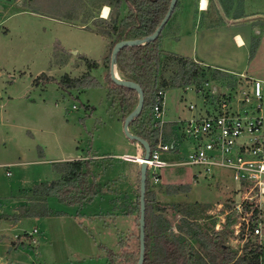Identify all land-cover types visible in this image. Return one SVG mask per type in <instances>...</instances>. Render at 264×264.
Wrapping results in <instances>:
<instances>
[{
	"label": "rangeland",
	"instance_id": "1",
	"mask_svg": "<svg viewBox=\"0 0 264 264\" xmlns=\"http://www.w3.org/2000/svg\"><path fill=\"white\" fill-rule=\"evenodd\" d=\"M101 1L103 0H78L80 3L76 0H0V200L3 204V195L18 194L19 191L26 194L29 187L25 183L29 180L57 177L51 172L56 169L55 164L62 157V150H67L70 154L78 150L94 155L103 154L93 161L112 160L110 166L113 162L122 161L117 155L124 152L135 153L134 146H130V139L124 132L121 97L116 91V84L108 78L113 36L102 37L93 30L106 29L102 21L93 20L94 17H102L105 5ZM180 3L178 2L177 9L162 31L161 45L163 38L166 40V47L173 48L175 38L170 39L169 35L179 31L176 20L180 16ZM35 4L42 6L38 9L43 13L32 11ZM106 6L109 7L111 19L119 11L121 15L126 12L124 7L119 9L116 5ZM257 7H261L258 0H242L235 10L239 14H249ZM73 12L79 14L77 19H68ZM86 22L89 27H86ZM262 28L261 26L260 29ZM190 44L191 37L186 36L175 47L184 50ZM165 53L161 75L168 82H173L174 77L181 72L180 67L168 57L169 52ZM86 54L92 61L103 59L102 68H89L85 61ZM199 66L206 76L202 77L201 71L200 76L191 83L181 87L171 84L162 88L167 90L168 120L169 116L190 118L193 113L188 105L191 102L198 107H204L205 103L213 107L211 98L204 102L194 92L204 82L213 81L212 84L223 87L235 86L240 82L234 75L215 71L201 64ZM251 66H258L257 61H252ZM42 73L52 79L46 81L44 77L37 84L33 83ZM87 73L99 85L77 88L66 86L65 81L61 82L65 75L79 78ZM262 104L264 115V99ZM149 114L158 137L161 132L155 125L158 123H154L151 110ZM175 124L163 127V139L170 142L175 138L182 142L184 147L176 159H186L187 141L182 140L184 136ZM158 126L162 127L160 124ZM4 138L7 143L3 145L1 140ZM134 142L143 149L141 144ZM128 157L130 156H125L123 162L132 160L129 162L136 164L137 168L131 182L123 181L124 191L119 197L120 207L125 215V221L120 227L122 231L116 235L102 234V238H98V233L94 238L95 243L103 240L108 247L98 246L94 241L90 243L88 240L82 246L80 238L70 240L69 243L59 232L52 237L55 232L53 225L47 228L46 222L34 221L38 229L35 237L39 239V246L30 252V257L27 254L21 256L23 264H40L38 261L42 264H108L110 254L107 249L114 252L116 264L133 263V255L139 252L140 206L137 199L140 195V166ZM43 158L46 159L40 160ZM8 163L11 164L4 165ZM125 166L127 168L129 164ZM200 169L192 165L163 167L162 181L158 183L152 182L150 172H147L150 210L153 214L165 215L174 230L183 216L194 220L209 232L229 228L232 233L226 239L227 244L241 253L242 240L234 232L235 225L241 220L236 212V184L231 171L217 167L214 178L209 179L203 174L195 177L194 174L199 173ZM8 171L11 175H7ZM111 171L112 168L109 167V174ZM118 179H121V175ZM173 180L178 182L172 183ZM51 199L57 200L55 197ZM262 204L264 206V199ZM57 207L70 208L60 201ZM43 236L45 238H41ZM193 244L195 252L200 250L197 243ZM39 252L46 254L47 260H40Z\"/></svg>",
	"mask_w": 264,
	"mask_h": 264
},
{
	"label": "crops",
	"instance_id": "2",
	"mask_svg": "<svg viewBox=\"0 0 264 264\" xmlns=\"http://www.w3.org/2000/svg\"><path fill=\"white\" fill-rule=\"evenodd\" d=\"M243 1L248 2L249 0ZM179 2H181L180 16L176 20L179 31L177 30V32L169 35L170 39L175 38V41L172 40L173 48L166 47V40L162 38L163 51L187 57L201 65L234 75L238 77L240 82H245L250 77L264 80V0H258L261 7L255 8L249 14L236 12L235 9L242 0H179ZM185 13L188 15L185 16ZM261 26L263 27L262 30L260 29ZM98 35L103 37L101 34ZM186 36L191 37V44L184 47V50L176 48L175 44L181 42ZM254 39H257L258 43L254 55L251 56ZM86 57L91 58L87 54ZM254 60L257 61L258 66L252 67L251 62ZM96 62L99 64L98 67L102 68L103 59L96 60ZM167 101L166 99L164 126L168 124L172 126L173 123H176V128H180L178 121L184 118L169 116L170 120H168ZM6 140V138L1 140L3 145L7 143ZM128 141L130 146H134L135 153L124 152L117 155V158L122 159V161L113 162L114 164L111 166L109 164L112 160L107 162L93 161L94 158H101L103 154L94 155L83 150H78L73 154H70L67 150L61 151L63 155L58 159L59 162L90 160L92 172L90 178L96 179L102 188L100 194L82 206H70V210L68 208H58V199L52 200L51 197L40 198L34 196L35 186L61 177L60 172L56 169L51 172L56 174L57 177L55 178L47 180L33 179L28 182H26V179L25 184L29 188L24 195L20 191L14 195H3L4 204L1 203L0 206V264H4V260L8 261L9 264H23L24 260L21 256L27 254L30 257V252L38 248L39 239L37 246H33L30 237L24 235V233L32 231L33 228H37L34 221L46 222L47 228L53 225L55 232L52 237L59 232L69 243L70 240L74 241L80 238L82 246L85 245V240L92 243L98 233V238H102L100 237L102 234L103 236L113 233L116 235L119 231H122L120 227H122V222L125 221V215L122 207H120L119 197L124 191L123 181L131 182L137 168L136 164L129 162L132 160L127 161L129 163L123 162V160L125 156L134 157L142 150L134 141ZM163 157L164 160L172 162L177 161L176 158H179V154L168 152ZM10 164L4 165L8 166ZM126 164H129L127 168ZM137 165L140 166L141 164L137 163ZM109 167L113 171L110 174L108 172ZM120 175L121 179H118ZM162 176L161 173V181ZM194 176L197 177L196 174ZM175 182L178 181L173 180L172 183ZM21 187H24V185ZM65 219L71 220L68 222ZM17 236H19L18 239ZM95 244L108 247L103 240L100 243L96 241ZM42 247L44 248L43 245ZM40 255V260L43 262L47 260L46 254L40 253ZM38 262L42 264L41 261Z\"/></svg>",
	"mask_w": 264,
	"mask_h": 264
},
{
	"label": "trees",
	"instance_id": "3",
	"mask_svg": "<svg viewBox=\"0 0 264 264\" xmlns=\"http://www.w3.org/2000/svg\"><path fill=\"white\" fill-rule=\"evenodd\" d=\"M101 2L104 5H116L119 9L124 7L126 11L124 15H121L120 11L117 12L116 17L112 19L109 17L110 12L106 18L94 17L93 19L102 21L106 28L105 30L94 28L96 33L113 36L111 52L118 41L144 38L152 34L164 18L170 4V0H103ZM178 2L175 9H177ZM39 7L42 6L37 4L32 8V11L43 13L38 9ZM75 13L73 12L67 18L70 20L77 19L79 14ZM86 27H89L88 22H86ZM161 35L162 32L156 40L144 45L126 46L120 50L117 56V70L120 77L138 82L145 96L143 109L140 115L130 123V130L146 139L150 145H153L157 138L149 114L155 102L157 91L171 84L181 87L191 83L194 78L200 76L202 71L198 62L181 55L168 53V57L178 63L181 72L174 77L173 82H168L167 79L163 78L161 75L162 59L166 53L162 49ZM257 43L258 40H253L251 56L255 53ZM85 61L89 68H96L99 65L98 62L88 58H85ZM201 76H206L203 71ZM41 78L46 79V81L52 79L51 76L42 73L33 83L37 84ZM108 78L113 82L110 73ZM64 81L67 83L66 86L77 88L99 85V82L90 73L79 78L65 75L61 82ZM116 91L121 97L123 119H125L136 107L138 93L134 89L117 84ZM55 165L57 171L61 173V177L35 186L34 196L40 198L55 197L66 205L82 206L101 193L102 188L96 179L90 178L92 174L90 160H68L57 162ZM137 200V204L140 206V195H138ZM145 233L146 249L143 264H264V246L256 240H247L241 253L233 250L227 244L226 239L232 233L229 228L223 231L209 232L194 220H189L183 216L177 225V229L174 230L171 221L165 215H157L151 212L148 181ZM24 235L29 236L27 233ZM193 242L198 244L200 250L194 251ZM107 251L110 254L108 264H116L113 258L114 252L109 249ZM138 258L139 252L133 255L132 264H137Z\"/></svg>",
	"mask_w": 264,
	"mask_h": 264
},
{
	"label": "built area",
	"instance_id": "4",
	"mask_svg": "<svg viewBox=\"0 0 264 264\" xmlns=\"http://www.w3.org/2000/svg\"><path fill=\"white\" fill-rule=\"evenodd\" d=\"M211 82H204L205 85L194 92L204 102L211 98L213 107L207 103L198 107L191 102L188 109L192 116L178 121L184 136L182 140L187 141L186 159L164 160L163 155L168 152L180 155L184 144L175 138L171 142L163 139L167 92L162 88L157 91L151 109L154 123H158L155 125L161 132L151 145L149 158H145L144 149L128 158L139 164L146 162L154 183L161 181V169L165 166H197L201 169L196 176L203 174L209 179L213 178L217 167L229 169L236 184L235 207L241 220L234 232L240 236L243 246L254 238L264 246V80L250 77L235 86L224 87ZM37 232V228L26 232L33 246L38 244ZM4 264L9 262L4 260Z\"/></svg>",
	"mask_w": 264,
	"mask_h": 264
},
{
	"label": "water",
	"instance_id": "5",
	"mask_svg": "<svg viewBox=\"0 0 264 264\" xmlns=\"http://www.w3.org/2000/svg\"><path fill=\"white\" fill-rule=\"evenodd\" d=\"M178 0H170L169 8L157 26L155 31L144 37V38H136V39H125L118 41L111 52V60H110V77L112 81L120 86H124L127 88H131L137 91L138 93V103L136 107L125 117L124 119V132L126 136L132 140L136 141L142 145L145 153V158H149L151 152V145L150 143L144 139L143 137L133 133L130 130V123L137 118L144 106L145 96L144 91L141 85L133 80L130 79H123L118 75L117 70V56L120 50L126 46H136V45H144L149 42H153L162 32L164 26L167 24L169 19L172 17L173 12L175 10L176 4ZM76 53V51H74ZM146 191H147V163L143 162L140 165V218H139V258L137 264H143L145 259V226H146Z\"/></svg>",
	"mask_w": 264,
	"mask_h": 264
},
{
	"label": "bare ground",
	"instance_id": "6",
	"mask_svg": "<svg viewBox=\"0 0 264 264\" xmlns=\"http://www.w3.org/2000/svg\"><path fill=\"white\" fill-rule=\"evenodd\" d=\"M102 9L103 10L101 12V16L102 17H107L109 15V7L105 5Z\"/></svg>",
	"mask_w": 264,
	"mask_h": 264
}]
</instances>
